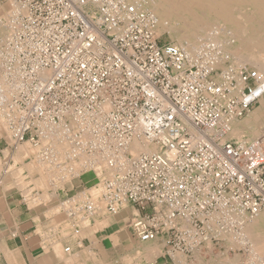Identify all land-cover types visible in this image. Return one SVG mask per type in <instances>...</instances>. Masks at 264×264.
Wrapping results in <instances>:
<instances>
[{"label":"built area","instance_id":"built-area-1","mask_svg":"<svg viewBox=\"0 0 264 264\" xmlns=\"http://www.w3.org/2000/svg\"><path fill=\"white\" fill-rule=\"evenodd\" d=\"M6 1L14 7L0 41L6 148L65 143L66 161L81 165L71 180L92 174L105 212L136 210L131 235L161 239L173 263L233 251L227 239L241 241L245 219L264 210V136L246 145L221 136L259 107L264 75L231 66L210 41L192 57L161 44L152 14L127 0ZM220 58L227 71L213 66ZM134 141L156 151L133 154ZM99 165L112 175L97 178ZM73 199L69 218L94 215L93 203ZM245 264H264V255Z\"/></svg>","mask_w":264,"mask_h":264},{"label":"bare ground","instance_id":"bare-ground-1","mask_svg":"<svg viewBox=\"0 0 264 264\" xmlns=\"http://www.w3.org/2000/svg\"><path fill=\"white\" fill-rule=\"evenodd\" d=\"M127 1L136 7L137 10H142L144 13H151L155 19V33H167L173 42L172 45L183 50L190 57L194 56L206 41H210L213 42V45H219L223 55L225 54L229 57L231 66H240L248 63L258 73L261 72L264 75V0ZM13 8L10 2L6 0L3 5L0 4V41L9 34L6 24ZM213 66L227 71L223 58L218 59ZM216 81H222L219 75H217ZM263 105L264 95L259 99V107L248 114L243 121L233 122L229 130L221 136V141H232L240 145H246L256 142L261 136H264V120L262 118ZM3 115L0 112V132L6 131V123ZM46 148L52 151V155L48 159L41 157V154L44 152L41 150H45ZM66 150V144L58 141H43L37 146L23 142L15 146L14 149H10L9 151L6 149L3 154L6 157V162L4 165L0 164V190L4 194L17 190L20 191L28 200L31 207L40 203H46L49 193L53 194V196L56 194L55 191L59 182L65 183V181L71 180L70 177L80 174V163L66 161ZM155 151L156 148L152 145H142L135 141L132 143L133 154ZM61 162L63 163L62 166L59 165ZM94 170L99 179L109 178L112 175L111 170L106 165H99ZM53 179L58 181V183L51 182ZM48 182L56 185L54 188L51 187L53 193H48ZM30 190H36V192L40 190L41 194L32 195ZM82 192V194H77L74 197V202L90 201L95 206L94 215L104 210V205L100 198V186L95 185ZM62 203L60 206L59 204L58 206H52L54 208L53 211L55 212L57 210L56 207H58L70 223L73 219L74 223L71 224L72 226L70 225L73 232H75L74 224L76 226L75 228L88 225L90 218L75 215L72 219L69 218L66 213L68 206L65 202ZM53 211L51 212L53 213ZM133 214L136 215L137 211L132 209L128 216ZM247 220L245 219V225L242 231V242L240 240L227 239L225 244L226 246H242L246 248L247 253H249L247 257L248 261L253 255H255V260L264 255V210L257 213L251 220ZM77 233L81 232H75V234ZM154 241L140 245L141 248L139 250L144 253V257L148 262L161 253V247L153 243ZM140 251L135 250L128 254L126 256L127 259L124 257L125 261L123 262L128 263V259L138 256ZM55 255L57 254L55 253ZM236 256L234 255V258H227L223 254L221 258H214L212 263L236 264V261H238L235 260ZM68 260L70 261L71 259L69 258ZM71 261H74L73 258ZM176 263L185 264L182 261V256H176Z\"/></svg>","mask_w":264,"mask_h":264},{"label":"crops","instance_id":"crops-1","mask_svg":"<svg viewBox=\"0 0 264 264\" xmlns=\"http://www.w3.org/2000/svg\"><path fill=\"white\" fill-rule=\"evenodd\" d=\"M0 158H3L2 150ZM92 179L87 180L83 175L57 189L55 197L48 192L46 203L34 207L20 191L4 194L0 190V264H173L163 255L161 239L155 244H162V254L149 262L146 260L139 250L144 243L134 238L127 227L128 214L132 210L129 207L121 209L115 216L108 215L105 209L99 211L90 217L87 226L75 228L74 224V230L81 232L77 234L71 227L73 219L70 223L61 209L56 213L53 211L56 202L60 206L66 199L82 194L92 185ZM31 193L40 195L41 191ZM135 250L140 251L139 255L128 259L130 263L123 262L124 257L127 259L126 256Z\"/></svg>","mask_w":264,"mask_h":264},{"label":"rangeland","instance_id":"rangeland-1","mask_svg":"<svg viewBox=\"0 0 264 264\" xmlns=\"http://www.w3.org/2000/svg\"><path fill=\"white\" fill-rule=\"evenodd\" d=\"M5 3V0H0V4L1 5H3ZM139 11H141L142 12V10H139ZM155 35H157L156 37H157V39H158V41L161 43V44H167V43H169V44H173V42H172V40H171V38L169 37V35L167 34V33H155ZM7 37V36H6ZM5 37V38H6ZM4 39V38H3ZM207 42V41H206ZM242 65H244V66H246V67H249V68H253L250 64H248V63H244V64H242ZM260 74H262L261 72H259ZM257 107H254L252 110H250V112L248 113V114H250L251 112H253L255 109H256ZM247 114V115H248ZM247 115L245 116V117H247ZM245 117L244 118H242L241 120H239L238 122H241V121H243L244 119H245ZM262 118H263V120H264V115L262 114ZM5 130L4 131H2V132H0V150H2L3 151V154H4V152L6 151V149L9 151L10 150V148H6V144H5V141H4V138L6 137V135H5ZM5 136V137H4ZM262 137V136H261ZM257 142V141H256ZM3 157H5V156H3ZM5 162H6V157L5 158H0V164L1 165H4L5 164ZM84 178L85 179H87V180H91L92 178H94L93 177V175L92 174H90V173H88V174H86V175H84ZM52 179V178H51ZM93 180V179H92ZM74 182L73 180H68V181H65V183H58V181H56V180H52L51 182H56V184L58 183V185H57V189H60V188H63L62 186H66V184H69L70 182ZM49 183V182H48ZM93 183L95 184V185H97L96 183H97V181H92V185L91 186H89V187H92V186H94L93 185ZM62 184V185H61ZM47 186H48V189L47 190H49L48 192H52L53 193V190H52V188H54V186H56V185H53V183H49V184H47ZM60 186V187H59ZM52 187V188H51ZM89 187L87 188V189H89ZM57 189H56V191H57ZM87 189H85V190H87ZM32 190V189H31ZM30 190V191H31ZM52 190V191H51ZM34 191V190H33ZM36 191V190H35ZM55 191V192H56ZM41 194V193H40ZM51 194V193H50ZM52 195V194H51ZM54 196H56V194L54 195ZM52 197H53V195H52ZM67 200V199H66ZM99 200V199H98ZM61 201V200H60ZM58 203L59 202H56L55 204H54V206L56 205V206H58ZM57 209H59L58 207H56ZM157 241V240H156ZM156 241H154L153 243H155ZM159 247H161L162 248V244L159 246ZM226 247H233L234 248V250L233 251H223V250H220V249H214L213 250V252H210V253H206V250H201V251H198L197 253H194V254H192L190 257H185V256H183L182 257V261H183V263L185 262V264H213L212 263V261L214 260V258H221L222 256H223V254L227 257V258H234L233 256L235 255H237L236 256V259L235 260H238V261H236V264L238 263V264H245L246 262H248L247 261V257L249 256V253H246V252H248L247 250H246V248H245V251L246 252H244V251H242V248H244V247H239V246H226ZM161 251V250H160ZM160 254H162V251H161V253ZM159 254V255H160ZM193 255H195L194 257H193ZM253 256H255V255H253ZM238 257V258H237ZM197 258V259H196ZM240 258V259H239ZM175 260H174V263L173 264H177L176 263V256H175V258H174ZM185 260V261H184ZM199 260V261H198Z\"/></svg>","mask_w":264,"mask_h":264}]
</instances>
